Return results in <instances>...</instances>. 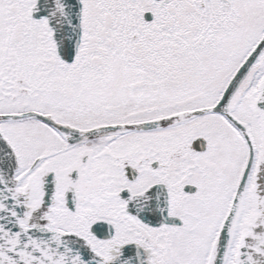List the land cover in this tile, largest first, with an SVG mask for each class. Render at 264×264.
<instances>
[{
  "label": "snow or ice",
  "instance_id": "obj_1",
  "mask_svg": "<svg viewBox=\"0 0 264 264\" xmlns=\"http://www.w3.org/2000/svg\"><path fill=\"white\" fill-rule=\"evenodd\" d=\"M0 264H264V0H0Z\"/></svg>",
  "mask_w": 264,
  "mask_h": 264
}]
</instances>
